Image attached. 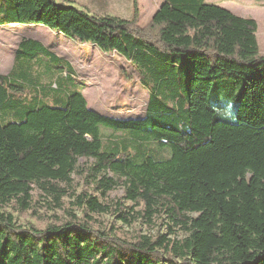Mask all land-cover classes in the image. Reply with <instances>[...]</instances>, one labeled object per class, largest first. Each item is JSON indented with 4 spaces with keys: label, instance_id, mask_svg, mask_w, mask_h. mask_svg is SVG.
<instances>
[{
    "label": "trees",
    "instance_id": "16d2710c",
    "mask_svg": "<svg viewBox=\"0 0 264 264\" xmlns=\"http://www.w3.org/2000/svg\"><path fill=\"white\" fill-rule=\"evenodd\" d=\"M202 2L166 0L139 29L136 14L129 22L54 0H0V25H40L114 52L154 83L143 118L115 120L90 110L79 91L53 105L16 103L0 78V109L13 115L0 118V208L15 200L29 209L34 187L58 204L64 191L57 184L69 182L84 158L93 191L105 196L122 181L124 199L142 205V214L125 218L117 202L124 223L159 214L168 229L187 234L125 242L86 223L23 228L0 212V264H264V55L254 22ZM21 49L30 58L47 54L31 41L17 56ZM169 54L182 55L173 57L182 67ZM220 86L239 89L234 123L207 105ZM102 128L114 135L103 141ZM150 143L168 157L141 151ZM78 203L91 213L109 210L91 195Z\"/></svg>",
    "mask_w": 264,
    "mask_h": 264
},
{
    "label": "rangeland",
    "instance_id": "374dc122",
    "mask_svg": "<svg viewBox=\"0 0 264 264\" xmlns=\"http://www.w3.org/2000/svg\"><path fill=\"white\" fill-rule=\"evenodd\" d=\"M56 3L73 6L95 17H114L132 21L136 14L139 29L148 27L152 16L166 0H54ZM203 4L212 5L241 19L254 22L256 44L260 55H264V0H203ZM155 35V30L150 31ZM152 35V37H154ZM156 37V35H155ZM157 38V37H156ZM24 41L39 44L47 54H37L32 58L26 56L25 50L17 52ZM156 59L164 58L162 51H154ZM170 61L182 67V60L173 57ZM183 57V56H182ZM188 75L189 67L182 70ZM0 78L4 79L3 88L8 99L16 103L31 105L35 99L41 104L53 105L56 99L64 98L66 93L81 92L86 106L105 117L115 120H136L145 116L147 104L154 83H144L133 63L114 52L104 53L91 44L75 42L46 27L35 24L0 25ZM10 85L13 88L9 87ZM217 94V95H216ZM216 94H208L207 105L217 110L221 108L220 119L234 123L232 110L236 103L239 89L231 91L223 87ZM160 98L162 95L159 96ZM171 106L170 101H165ZM231 112L225 111L226 107ZM12 112L4 107L0 109L3 121L12 119ZM103 141L114 135L109 130L101 129ZM141 151L149 153L155 159L168 157L166 150H160L154 143L146 144ZM78 168L67 183H58L64 191L58 204L51 195L36 187L31 192L29 209H20L13 200L0 208V212L12 217L16 225L23 228L43 230L49 225L61 226L65 223L91 225L95 230L106 233L108 237L125 242H135L148 236L156 239L180 241L187 234L178 228L168 229L169 222L164 215L155 214L150 221L135 216L132 222L124 223L116 215L117 202H120L125 218L130 213L142 214V205L124 199L122 181L105 196L93 191L88 184L87 174L91 161L80 158ZM107 177L116 178L109 172ZM80 195H91L98 203L108 207L107 213H91L78 203ZM195 215H192L194 217Z\"/></svg>",
    "mask_w": 264,
    "mask_h": 264
}]
</instances>
